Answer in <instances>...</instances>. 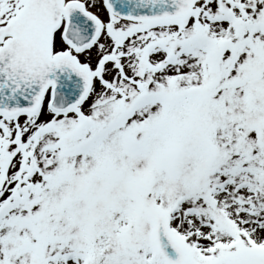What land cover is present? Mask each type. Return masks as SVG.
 Returning a JSON list of instances; mask_svg holds the SVG:
<instances>
[{
  "label": "snow or ice",
  "instance_id": "snow-or-ice-1",
  "mask_svg": "<svg viewBox=\"0 0 264 264\" xmlns=\"http://www.w3.org/2000/svg\"><path fill=\"white\" fill-rule=\"evenodd\" d=\"M0 264H264V0H0Z\"/></svg>",
  "mask_w": 264,
  "mask_h": 264
}]
</instances>
